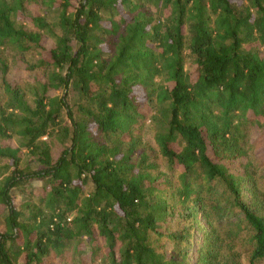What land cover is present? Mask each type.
I'll use <instances>...</instances> for the list:
<instances>
[{"label": "trees", "instance_id": "16d2710c", "mask_svg": "<svg viewBox=\"0 0 264 264\" xmlns=\"http://www.w3.org/2000/svg\"><path fill=\"white\" fill-rule=\"evenodd\" d=\"M262 139L264 0H0V264L264 262Z\"/></svg>", "mask_w": 264, "mask_h": 264}, {"label": "rangeland", "instance_id": "374dc122", "mask_svg": "<svg viewBox=\"0 0 264 264\" xmlns=\"http://www.w3.org/2000/svg\"><path fill=\"white\" fill-rule=\"evenodd\" d=\"M34 73H39V74H40V73H42V72H41V71H35ZM28 74H29V73H28ZM28 74H25L24 72H18L17 75H16V78L24 79V77L27 76ZM58 96H59L60 98H63L64 93L59 92V93H58ZM66 121H68V120L66 119ZM150 124H151L150 120H146V125H148V127H147V129H146V133H145V135H144V139H143V141H144L145 143H147L148 145L154 147V142H153V138H152L153 127L150 126ZM255 132H256V131L251 130L249 133H250V134L252 135V137H253V136H255V134H256ZM263 141H264V139H262L261 141L257 142V144L255 143L254 147H255V148L262 147V145H263ZM61 150H62L61 147H58V146H55V147H54V149H53V156H54V158H57V157L60 155ZM35 186H36V185H35ZM37 188H40V187H39V186L35 187V189H37ZM22 198H23V197H20V196L15 197V199L13 200V203H14L15 205H18L19 202H20V200H22ZM202 234H203L202 232H197V233L195 234V237H200V236H202ZM240 254L242 255V253H240ZM243 264H247V261H246L245 259L243 260ZM257 264H264V262H259V263H257Z\"/></svg>", "mask_w": 264, "mask_h": 264}]
</instances>
